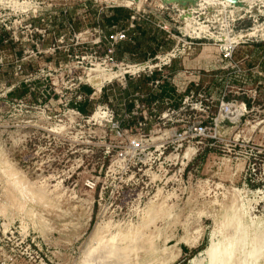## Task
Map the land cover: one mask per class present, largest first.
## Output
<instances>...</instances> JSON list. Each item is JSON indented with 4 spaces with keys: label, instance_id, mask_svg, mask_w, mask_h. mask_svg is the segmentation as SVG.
<instances>
[{
    "label": "rangeland",
    "instance_id": "obj_1",
    "mask_svg": "<svg viewBox=\"0 0 264 264\" xmlns=\"http://www.w3.org/2000/svg\"><path fill=\"white\" fill-rule=\"evenodd\" d=\"M147 1L0 0V22L17 38L0 47V261L85 264L113 241L134 249L128 264H210L212 243L224 250L245 236L230 264H264V89L256 103L243 99L240 123L223 118L197 137L190 129L215 122L216 103L179 112L182 101L161 102V89L123 94L126 76L139 85L145 73L95 54L85 10H149ZM36 8L45 19L67 9L78 40L68 18L32 23ZM158 18L147 22L144 55L158 50L149 40L160 42ZM84 88L88 117L76 114Z\"/></svg>",
    "mask_w": 264,
    "mask_h": 264
},
{
    "label": "built area",
    "instance_id": "obj_2",
    "mask_svg": "<svg viewBox=\"0 0 264 264\" xmlns=\"http://www.w3.org/2000/svg\"><path fill=\"white\" fill-rule=\"evenodd\" d=\"M154 1V4L150 3L153 7L146 10L143 5L140 6L142 4L140 0V4L133 10L134 15L127 28L111 26L109 33L104 35L100 28L94 27L92 32L96 37L95 54L106 60L124 63L129 69L137 70L139 73H145L138 75V78H143V81H139L140 84L143 83L142 89L151 91L161 89L159 93L162 97L165 87L168 86L172 90L170 96H163L160 101L172 103L178 98L183 104L179 112L185 111V106L190 102L199 101L200 106L206 102L216 103L218 111L215 122L194 123L190 131L195 137L203 134L207 126L219 128L226 105L243 109V113L236 121L240 123L247 114L249 103L259 101V90L264 89V53L261 54L259 61L253 59L257 47L264 45V0H242L241 7L224 0H198L195 6L188 5L187 8L164 5L159 0ZM134 5L135 2L132 3V6ZM111 8L114 6L106 7ZM61 12L68 14L67 9ZM40 13V9L36 8L30 21L47 22ZM56 15L54 12V16ZM158 17L163 19L155 23L162 35L161 39L172 44L168 48H161L146 60L129 63L118 60L117 46L120 43L131 42L133 36L137 35L134 22H152V18L158 20ZM68 26L77 37L73 24L68 23ZM16 40V37L10 35L7 25L0 22V47L12 44ZM177 67H179L177 72L169 73ZM147 72L149 74H146ZM124 79L122 88L127 90L129 81L134 79L130 75ZM256 79L263 81L257 82L254 87L249 85V82ZM105 88L103 85L101 91ZM228 97H232V100L227 101ZM244 98L249 103L244 101ZM187 108L190 109L191 106L188 105ZM208 111L209 108L204 107L203 112ZM76 114L80 115L79 112ZM144 118L143 121L146 120V117ZM15 263V259L0 261V264Z\"/></svg>",
    "mask_w": 264,
    "mask_h": 264
},
{
    "label": "trees",
    "instance_id": "obj_3",
    "mask_svg": "<svg viewBox=\"0 0 264 264\" xmlns=\"http://www.w3.org/2000/svg\"><path fill=\"white\" fill-rule=\"evenodd\" d=\"M123 5V4H119ZM84 8L86 5H83ZM107 11H101V12H96L92 13L90 10H85V14L88 17L93 15V19L96 21V26L97 28H100L104 35L109 33V29L111 26L119 27V28H125L126 25L131 21L132 16L134 15L133 11H129L123 8H111V9H106ZM68 18V23H72L74 21V18L71 17V15L68 14H63V12H60L59 16L52 17L51 15L46 18V21L48 23L53 24V22L57 21L58 19H67ZM135 33L137 34L136 36H133V39L131 42H124L120 43L117 48H116V56L118 60H121V58L124 56V54L128 53L131 56H138L142 54V52H138L140 48L142 47V43L144 41V38L148 34V24L145 21L137 22L135 21ZM74 26V25H73ZM162 35H160V38ZM157 37H151L149 40L153 44H156V48H158L157 51H154L152 53H147L148 55L142 54L144 57V60H146L149 56H154L158 51L161 50V48H165L163 46V43L167 44V42H164L163 40H159L160 42L157 41ZM13 45V44H12ZM135 59V57H133ZM134 62V61H133ZM137 62V60H135ZM140 85V82H139ZM139 85H134V81H129V89L133 87H137L139 89ZM129 89L122 91L123 94L126 96L129 93ZM85 92H87V97H90L89 94L91 93V89L84 88ZM107 90L104 89L103 91V100H106L107 96ZM92 105V101L87 98L84 100L83 103L77 105L76 110L83 115L84 117H88L91 115L92 111L90 110Z\"/></svg>",
    "mask_w": 264,
    "mask_h": 264
},
{
    "label": "bare ground",
    "instance_id": "obj_4",
    "mask_svg": "<svg viewBox=\"0 0 264 264\" xmlns=\"http://www.w3.org/2000/svg\"><path fill=\"white\" fill-rule=\"evenodd\" d=\"M99 91H101V88L99 89ZM243 113V109L241 108V109H235V108H233V107H231V106H225L224 107V109H223V112H222V117L223 118H228V119H231L232 121H237L238 120V118H239V116L241 115ZM190 155L191 154H193V151H191V150H189V151H187ZM217 226V225H216ZM134 237H135V235H134ZM138 236H136V238H137ZM222 238V237H221ZM259 238V237H258ZM102 239H103V237H102ZM101 239V240H102ZM138 239H140V238H138ZM245 240H247V239H245V236L244 237H242V236H239L237 239H236V244H235V242L234 243H232V244H229L227 247H225V248H223L224 250H222L221 249V246H222V244L221 243H214V246L211 244V247L212 248H209V249H207L206 250V256H207V258L209 259V262H210V264H230L233 260H235V258L234 257H236V258H238V256L239 255H236V254H238L239 252V250H244V245H245ZM261 239H259V241H260ZM115 241H116V239H115ZM136 241H139V240H136ZM258 241V240H257ZM258 241V242H259ZM104 242V241H103ZM109 242H110V240H109ZM220 242V241H219ZM117 243V242H116ZM130 243H132V242H130ZM136 243V242H135ZM244 243V244H243ZM104 244V243H103ZM102 243L100 244V245H103ZM133 244V243H132ZM254 244L255 245H257L256 244V241L254 242ZM260 244V243H259ZM263 244V243H262ZM107 246H105V248L107 249V248H109V249H105L104 248V251H101V252H99V253H97L96 254V258L95 259H85L84 260V262H85V264H128V261H129V259H128V255H126V254H124V252L125 253H129V250H130V247H129V249L127 248L126 250L127 251H125V249L123 250L122 248L123 247H119V246H116L115 245V243L112 241L111 243H107L106 244ZM236 245V247H237V245L238 246H240V249H229V248H231L232 246H235ZM136 246V245H135ZM230 246V247H229ZM258 246H260V247H262L261 245H258ZM125 247V246H124ZM132 248V247H131ZM101 249V248H100ZM215 249V250H214ZM134 250V249H133ZM133 250H130V252L131 251H133ZM214 250V251H213ZM252 251V250H251ZM251 251H248L247 253H248V257L249 258H251V255H250V253H251ZM257 254H259V251L258 250H256L255 251ZM132 253L133 252H131V254H130V256L132 255ZM240 254H242L241 253V251H240ZM243 255V254H242ZM245 255V254H244ZM129 256V257H130ZM252 256H254V255H252ZM255 256H257V255H255ZM158 257V256H157ZM242 257V256H241ZM245 257H247V255L245 256ZM247 257V260L249 261V260H251V259H249ZM156 258V257H155ZM257 258H258V256H257ZM257 258H255V259H257ZM254 259V258H253ZM194 260V259H193ZM137 261V260H136ZM152 261V260H151ZM236 261V260H235ZM240 262L242 261V260H239ZM246 261V260H245ZM252 261V260H251ZM256 261H258V260H256ZM130 262V261H129ZM142 262V261H141ZM204 262V261H203ZM240 262H237V263H240ZM250 262V261H249ZM169 263V261H167L166 263H164V264H168ZM233 263V262H232ZM237 263H235V264H237ZM257 262H255V264H256ZM203 264V263H202ZM241 264V263H240ZM243 264H245V262L243 263Z\"/></svg>",
    "mask_w": 264,
    "mask_h": 264
},
{
    "label": "water",
    "instance_id": "obj_5",
    "mask_svg": "<svg viewBox=\"0 0 264 264\" xmlns=\"http://www.w3.org/2000/svg\"><path fill=\"white\" fill-rule=\"evenodd\" d=\"M133 2H140V0H132ZM161 1L164 5H178L180 8H187L188 5L195 6L198 0H159ZM228 1L233 5L242 6V0H224Z\"/></svg>",
    "mask_w": 264,
    "mask_h": 264
},
{
    "label": "crops",
    "instance_id": "obj_6",
    "mask_svg": "<svg viewBox=\"0 0 264 264\" xmlns=\"http://www.w3.org/2000/svg\"><path fill=\"white\" fill-rule=\"evenodd\" d=\"M154 3H155V1L152 2V4H154ZM127 26L128 25H126L125 28H127ZM138 52H141V48H140V50ZM263 53H264V45L257 47L256 54H254L253 59L259 61L260 60V57H261V54H263ZM132 57H136V56H132ZM259 81H263V80L262 79L252 80L251 82H249L250 83L249 85H251L252 87H254L257 84V82H259ZM141 84H143V83H141ZM141 84L139 85L140 87H141ZM252 87H250V88H252ZM141 90L143 91L142 87H141ZM170 92H172V90L168 86H166L165 89H164V92H163L162 97L163 96L164 97L165 96H170ZM106 94H107V96H109L108 93H106Z\"/></svg>",
    "mask_w": 264,
    "mask_h": 264
}]
</instances>
